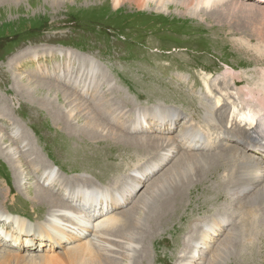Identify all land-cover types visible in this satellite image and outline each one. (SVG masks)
<instances>
[{"label":"rangeland","instance_id":"374dc122","mask_svg":"<svg viewBox=\"0 0 264 264\" xmlns=\"http://www.w3.org/2000/svg\"><path fill=\"white\" fill-rule=\"evenodd\" d=\"M116 1L0 0V129L7 134L5 138L8 140V143L0 144V211L4 215L0 217V230L2 224L6 222L12 225L11 228L17 229L20 234L27 233L29 235L36 233L38 226L44 224L48 218L47 211L45 212L35 204L27 203L28 195L33 194L34 184H27V188L20 185L19 180L15 177L14 161L5 150L7 145L14 141V136L10 134L15 128L17 130L14 132L20 138H25L23 149L28 158L30 156L33 158L32 154L35 151L40 156L37 162L40 166L45 165L58 172L59 177L62 178L61 182L65 183L63 187L66 190L63 193L72 195L78 188L87 191L97 190L102 193L107 190L116 191V188L124 183L123 181L128 186H132L129 184L131 181H136L133 185H140L138 193L127 201V204L113 212L116 215H123L134 209L137 202L141 203L146 195H151L146 209L140 211L144 214L141 217L142 223L138 227L140 229L149 226L147 224L148 215L157 209L163 199L165 201L169 199L166 196L173 194V191L176 193L185 191L180 209L173 210L177 213L175 220L166 223L154 233L158 236L156 239H163L166 243H170L171 251L169 250L166 255L162 254L160 264H182L185 257L191 252L193 244L197 242L202 224L214 215L221 214L225 209L218 206L208 210L211 205L204 204L203 197H201L204 186H201L202 189L199 188V190L193 188L191 193L186 195L187 191L191 189L188 182L190 184L195 182L196 185L206 178L205 171L196 170L206 162L186 163L181 159L182 154L186 152L179 151L170 161L162 164V158L164 159L168 155H164L165 152L157 149L161 143L157 138L160 135H156L155 132L138 135V137L130 132L127 133L132 138H147L149 144L140 145V153L134 152L136 144L127 146L126 144L113 143L109 149L115 151L111 153L104 144L98 145L103 141L100 138L91 139L81 136L74 140L72 136L70 138L60 129V133L57 134V125L51 119L52 114L42 112L41 107L34 105L37 104L35 100L38 99L37 96L43 99L51 97V101L57 103V108L63 112L66 106V101L62 100L63 92L68 90L78 95L80 105H83L84 102L90 103L88 118L91 117V120H94L97 118L95 115H98L96 120L102 121L103 125V129L97 128L94 131H103L105 135L113 127V123L101 118L99 108L105 109L104 102L108 96H117L121 100V103L117 100L116 102L120 104L117 105L118 107L126 110L127 118L123 122L126 124L136 110L137 113H141L140 118H146L149 115L165 116L167 111H173L181 115L177 122L174 120L170 132L173 139H177L183 124L185 125L184 122H187L191 117L204 124L206 119V106L204 108V105L206 103H208L207 107L210 105L208 108L216 113L217 106L215 104H217L218 96L221 95L218 89L222 82L232 83L233 79L240 80L236 86L232 83L231 89L233 92L236 91L233 94L235 97L242 98L243 102L241 103L244 104H241L242 107L250 103L251 106L262 105L264 108V104H262L264 101L260 100L261 97L264 98V57L262 56L261 59V57L251 56L247 50V52L242 50L240 45L245 39L247 42L251 39L257 45L260 36H264V19H260L258 26L251 21L247 28H244L236 25L234 21L222 25L226 21L215 19L208 12L194 16L192 14L194 8L190 4L180 7L176 4L162 6L157 2H149V5L146 0V8H139L133 0ZM188 1L192 3L193 0ZM234 1L256 5L243 0ZM256 6L259 7V5ZM142 45L153 47L147 51V62H143L146 51ZM190 51L192 52L190 53ZM90 61L96 63L99 69V79H102L103 82L98 87L105 99L99 106L96 104V100L87 101L88 99L83 97V93L81 96L78 91L72 90L66 82L69 74L66 70L68 64L75 67V71L83 68V72H85V67ZM75 77L70 73L68 80ZM108 82L113 84L112 87H107ZM50 83L60 88L53 90L43 87ZM79 88L80 86L78 90H80ZM244 88L246 92L243 91ZM156 90H163L173 96L176 94L180 98L172 100L167 96L160 95L159 97L155 94ZM171 90L175 91V94H172ZM36 93L38 94L36 95ZM245 93H248L247 96L244 95ZM33 94L36 95L34 99H32ZM260 102L262 103L260 104ZM60 105L63 108H60ZM224 107L225 105L220 104L217 114L226 108ZM88 118L87 121H89ZM64 120L66 121V118ZM60 123L62 126L63 122ZM81 123V121H77L72 126L80 128L85 125ZM240 145L243 146L236 141L232 143V146L237 150L240 165H242L244 162L251 161L253 156L245 153ZM219 146L215 149L216 152H211V155L224 153V149L228 148L224 144ZM33 149L34 151H31ZM70 152L72 153L69 154ZM204 152L202 151L201 155ZM105 154H113L118 159L116 161L112 158L110 161L111 165L115 164L116 166L111 176H117L112 182H108L95 168V157L99 155L100 159ZM117 163L121 166H117ZM153 164H156L159 170L154 171L145 181L143 179L140 181V176L135 177L136 173L134 172L140 175L146 166L149 167ZM261 168L263 169L264 165L261 164ZM27 170L32 172L29 167ZM218 174L222 177L226 175L224 169ZM32 175L39 183L37 175L34 176V172ZM155 190L158 192L151 194ZM60 191L58 190L54 195L61 199ZM230 196L231 194L225 191V199L223 198L222 201L231 200ZM263 198L264 195L254 204ZM249 199L250 194L246 192L233 204H230L228 214L235 221L230 229H235L237 233L235 240L245 243L244 239L248 237V231L243 233L242 229L249 216L252 218L251 215H256V225L251 227L256 236L251 237H257L259 243H262L261 229L257 228L262 220L256 217L264 218V215L261 214L259 208L255 209L253 213L249 212L251 215L244 214L245 208L248 205L251 207ZM223 203L227 204V202L221 204ZM70 207L76 211V207L71 204ZM232 210L234 213H231ZM179 215L183 219L177 217ZM219 231L217 238L210 243L208 248L203 243L198 244V251L204 252L203 264H212V260L214 264H232L239 254L233 248L235 240L232 239L231 242L226 240L225 235L229 230L222 233L223 230L220 228ZM15 241L19 242V240H12L9 242L10 246L14 247L13 250L19 251L21 257L25 256L26 260L31 256L36 258L42 255H51V264H79L77 260L69 261L68 258L61 256L66 254L67 250L65 249L78 246L76 239L71 242L72 244L58 241L57 244L52 243V250H49L51 248L49 238L42 240L40 237L38 238L37 234L24 240L21 246L14 245ZM184 244H186L185 248L182 247ZM145 245L148 254H150L148 264H157L154 242L150 241L146 244L143 239L139 241L137 252L132 256L133 264L136 261H141L142 254L145 256V252H142ZM26 247H30L33 251L28 252ZM235 248L238 249L236 246ZM41 261L37 258L19 263L12 261L11 264H42Z\"/></svg>","mask_w":264,"mask_h":264},{"label":"bare ground","instance_id":"6f19581e","mask_svg":"<svg viewBox=\"0 0 264 264\" xmlns=\"http://www.w3.org/2000/svg\"><path fill=\"white\" fill-rule=\"evenodd\" d=\"M133 1L137 7L146 8V0ZM243 1L255 3L256 5H259V7L254 4L249 5L244 3H236L234 0H193L192 3L188 0H147L148 3L157 2L162 6H167V4H172L174 6V4H176L182 7L184 5L190 4L194 8V11L192 12L194 16L203 14V12L207 14L208 12V14L215 17V19L219 18L220 21H226L222 25L229 24L232 21H234L239 27L241 26L244 28H247V25L251 21H253L254 25H257L261 18L264 19V0ZM116 2H118V0ZM262 38H264V36H260L257 45L251 39L248 42L247 39L243 40L241 42L242 44H240L242 50H247L248 52H246L251 56L256 58L261 57L262 59L264 57V39ZM142 46L146 51L144 53L143 62H147V51L153 47L144 45ZM250 50L252 51L249 52ZM191 52L192 51H190V53ZM74 69L75 67L69 64L66 67V70L69 72L66 81L67 85L72 90L78 91L81 96L83 93V97L88 99L87 101H90L91 99L96 100V104L99 106L105 97L102 95L100 87H98L99 85H102L103 82L102 79H99V69L96 66V63L90 61L87 67H85V72H83V68L79 69V71H75ZM70 73L72 76L76 77L68 80L70 78ZM217 79L220 80L219 78ZM238 82H240V80H232L234 86L238 85ZM232 83L222 82L223 85L220 84L218 89L220 90L221 95L218 96V100L216 99L217 104L215 105L217 108H219L220 104H222V106L225 105L226 108L224 107L225 109L217 114L218 109L216 108L215 113L214 111H211L210 108H208L210 105L207 107L208 103H206V105H204V108L206 106V119L203 122L204 124L197 122L193 117H191L187 122H184L185 125L183 124L180 134L178 137H176L177 139H173L174 137L170 135V132L173 128L174 120L177 122L181 118L179 113L167 111V115L165 116L158 115L154 117L153 115H149L146 118H140L141 113H137L136 110L133 114V117H131L130 121L128 122L129 124H126L123 122L127 118V113L125 109L118 107L120 105L118 102L121 100H119L117 96H108L104 102L105 109L99 108L102 115L101 118L103 120L106 119V121L109 123H113H111L113 127H111L110 131H108L107 135H105L103 131H94L97 130V128L103 129V125L102 121L100 122L99 120H96L98 115H95L97 118L94 120H91V117L88 118L90 116L88 114V110H90V103L88 104L87 102H84L83 105H80L79 98H77L78 95H75L68 90L63 92L62 100L63 102L66 101V106L64 107L63 112L57 108V103H53L51 101V97L43 99L37 96L38 99L35 100L37 104L34 105L41 107L40 109L42 112L52 114L51 119L54 124L57 125V134L60 133V130H63L66 135L70 136V138L72 136L74 140H77L81 136L90 137L91 139L100 138L103 141H101L98 145L104 144L107 150L111 153L115 151L109 149V146H111L113 143L126 144L127 146H130V144H136L137 147L135 148L134 152L140 153L141 146L149 144L147 138H132L129 137L127 133L130 132L134 135H137L138 137V135H148L149 133L155 132L156 135H160L157 136V138L159 143H161L158 145L157 149H161L163 152H165L164 155H170L166 161H164V159H166L168 156L164 157V159L162 158V164L170 161L174 154L179 151L186 152L181 156V159L186 163L193 161H205V165L197 167L196 170L205 171L206 178L196 185L195 182L192 184L188 182L187 184L191 186V189L190 191H187L188 193H186V195L190 194L193 188L199 190V188L202 189L201 186H204L201 197H203L204 204L211 205L208 210L218 206H221L225 209L221 214L218 213V215H214L210 218V220L202 224V230L200 231L197 242L193 244L191 252L185 257V261L182 263L203 264L204 252L198 251L199 243L205 244L206 248H208L210 243H212V241L217 238V235L220 233V228L223 230L222 233H226L229 230L225 235L226 240L229 242H231L232 239L235 240L237 233L235 232V229H230L235 222L233 217L228 214L230 210V204H233L235 200L247 192L250 194L249 202L251 207L248 205V207L245 208L244 214L246 215L249 212L253 213L255 212V209L259 208L261 210V214L264 215V198L257 204H254L256 200L264 195V168H261V164L264 165V108L262 105L251 106L250 103H247L246 106L242 107V98H237L238 96L235 97V95H233L236 91L233 92L231 89ZM260 83L262 82L260 81ZM112 85L113 84L109 82L107 83V87L109 88L112 87ZM79 86L81 91L78 90ZM43 87L53 90H58V88H60L56 85H52L51 83L50 85L47 84V86ZM163 90H156L155 94H157L159 97L160 95L167 96V98L172 100H177L180 98L179 96H176L175 91L172 92L171 90L172 94H175L173 96ZM243 91H245V88ZM241 92L239 93L241 94ZM37 94L38 93H36V95ZM247 94L248 93H245L244 95L247 96ZM36 95L33 94L32 99L36 98ZM256 96L258 97L257 94ZM116 100L118 102H116ZM260 100L263 102L264 98L261 97ZM114 101L115 104H113ZM262 102H260V104ZM127 103H130V101H127ZM262 104H264V102ZM60 108L63 107L60 105ZM64 118H66V121ZM87 118L89 121H87ZM77 121H81L85 125H82L80 128L78 127L79 129L75 127V125L72 126L73 124H76ZM60 122H63L62 126H60ZM14 130L17 129L13 128V132L11 131L10 134L14 136V141H11L5 150H7V154H9L14 161L15 177L19 180L20 185L24 188H27V184H34L32 190L33 194L28 195L27 203H29V205L35 204L45 212L47 211L48 218L44 224L38 226L37 231L35 230L36 233L29 235L27 233L20 234L17 229L11 228V224H7L6 222L3 223L0 230V264H11L12 261H18L19 263L37 258L42 260V264H51V255H42L36 258L31 256L28 258V260H26L25 256L21 257L19 251L13 250L14 247L12 248L10 246L9 242L12 240H19L18 243L15 241L16 244L14 243V245L19 244L21 246L23 241L27 240L33 234H37L38 238L40 237L42 240L49 238L50 247L52 243L57 244V241L60 243L69 242V244H72L71 242L76 239L78 246L76 245L77 247L65 249L67 250L66 254L61 256L66 259L68 258L69 261L71 259L77 260L79 264H133L132 259L134 258H132V256L137 252L139 241L143 239L146 244L150 241H153L157 252L156 263L160 264L162 261V254L166 255L170 250V243H166L163 239H156L158 236L154 233L166 223L173 221V219L176 217L177 213H175V211L173 212V210L176 208L180 209V204L182 203L185 191L182 193H176V191H173V194L166 196L169 197V199L166 201L163 199L157 209L153 210L151 214L148 215V218L146 217L148 220L147 224H149V226H147L145 229H140L138 227L139 224L142 223L141 217L144 215L140 211L142 209H146L147 202L151 199V195H146V198H144L141 203L137 202L138 204L136 203L137 205L135 207L133 206L134 209L127 211L123 215H116L113 212L115 209L127 204V201L131 200L133 196L138 193L140 185H133L136 181H131L129 183L132 186H128V184L123 181L124 183H121L120 186L116 188V191L107 190V192L102 193L97 190L87 191L78 188L72 195L63 193L66 190V188L63 187L65 183L61 182L62 178L59 177L58 172L51 167H46L45 165L40 166L39 163H37L40 159V156L34 151V149L31 150L34 151V154H32L34 157L32 158L30 156V158H28L23 149L25 138H20V136L16 134ZM5 135L7 134H5L4 131L0 129V144L4 145L5 143H8ZM235 141L239 144H243V146L240 145L242 150L245 153L253 156L251 161L244 162V164L240 165V159L237 158V150H235L236 148L232 146V143ZM223 144L228 146V148L224 149V153H219L218 155L212 153L213 155H211V152L215 151L219 145ZM61 147H63V145H61ZM202 151L207 153L204 152L201 155ZM71 153L72 152L69 154ZM112 158L116 161L118 160L113 154H105L100 159L99 155L95 157V168L98 169L99 173L104 176L108 182H112L113 179L117 177L111 176L112 171L116 167L115 164L111 165L110 163ZM116 165L121 166V164L118 163ZM28 167L32 172L27 170ZM158 168L159 167L156 164H153L149 167L146 166V168L141 171L140 175L137 172H134L136 173L135 177L140 176V181H142V179L145 181L147 177L153 174L154 171L156 172L159 170ZM223 169L225 170L226 175L222 177L218 174V172H222ZM33 172L34 176L35 174L37 175L39 183L33 178ZM207 184H209V186H206ZM58 190H61L59 193L61 199L54 195V193H57ZM225 191L231 194V200L227 199V201H222ZM156 192L158 191L155 190L151 192V194H155ZM222 202H227V204H221ZM70 204L73 205V207H76V211L70 209ZM231 213H234V211L232 210ZM250 213L249 215H251ZM2 216L4 215L0 211V217ZM251 216L252 218L249 216L247 219L248 222L246 221V225L242 229L243 233L248 231V237L244 239L245 243H241L240 240H235V243H233L234 251L236 250L239 254L235 257L232 264H264V228H262L264 225V218L256 217L262 220L257 226V228L261 229L260 234L262 235V243H259V240L256 239L257 237H251L256 236L255 231L251 228L256 225V215ZM177 217L183 219V217L180 215ZM13 220L15 221V218H13ZM44 234H47L48 236ZM185 246L186 244H184L182 247L185 248ZM235 246L238 247V249L235 248ZM26 248L28 252L33 251V249L30 247ZM49 250H52V247L49 248ZM142 252H145V256L142 254L141 261H134L135 264H148L150 254H148L149 252L146 245ZM211 262L214 264L213 260Z\"/></svg>","mask_w":264,"mask_h":264}]
</instances>
